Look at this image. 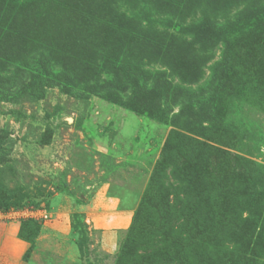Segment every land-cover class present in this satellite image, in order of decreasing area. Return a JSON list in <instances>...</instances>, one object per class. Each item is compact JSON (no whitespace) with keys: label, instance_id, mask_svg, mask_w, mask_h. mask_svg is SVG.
I'll return each instance as SVG.
<instances>
[{"label":"rangeland","instance_id":"rangeland-1","mask_svg":"<svg viewBox=\"0 0 264 264\" xmlns=\"http://www.w3.org/2000/svg\"><path fill=\"white\" fill-rule=\"evenodd\" d=\"M4 209L38 264H264V0H0Z\"/></svg>","mask_w":264,"mask_h":264},{"label":"crops","instance_id":"crops-1","mask_svg":"<svg viewBox=\"0 0 264 264\" xmlns=\"http://www.w3.org/2000/svg\"><path fill=\"white\" fill-rule=\"evenodd\" d=\"M22 221L10 220L0 214V264H38L34 259L36 248L32 250L29 258L25 255L30 248V243L20 236ZM62 223V224H61ZM70 233V224L55 220L42 225L39 242L45 237L54 235L67 236Z\"/></svg>","mask_w":264,"mask_h":264},{"label":"trees","instance_id":"trees-1","mask_svg":"<svg viewBox=\"0 0 264 264\" xmlns=\"http://www.w3.org/2000/svg\"><path fill=\"white\" fill-rule=\"evenodd\" d=\"M164 34H166V35L168 34L167 30L164 32ZM172 37L175 38L174 35H172ZM184 44L186 45V48L188 50H190L192 48L191 46L193 45L192 42H188V41H184ZM4 211L6 212V211H8V209H4ZM30 222H34V220H30V219L23 220L21 223V228H20L21 238L25 239L26 241H28L30 243V248L25 255L26 258H29L30 254L33 250V247H34L32 243H33L34 239L36 238V236L40 232V226H38V233L36 234V236L32 235L31 231H28L29 229L27 228V225H28L27 223H30Z\"/></svg>","mask_w":264,"mask_h":264},{"label":"built area","instance_id":"built-area-1","mask_svg":"<svg viewBox=\"0 0 264 264\" xmlns=\"http://www.w3.org/2000/svg\"><path fill=\"white\" fill-rule=\"evenodd\" d=\"M4 217H14L16 218H34L39 220H47L49 215L46 213V210L37 209V210H10L1 214Z\"/></svg>","mask_w":264,"mask_h":264}]
</instances>
